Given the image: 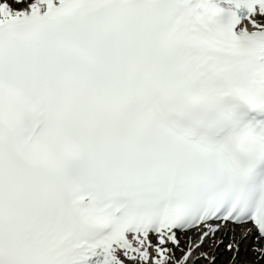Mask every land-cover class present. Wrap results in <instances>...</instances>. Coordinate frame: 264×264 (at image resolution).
I'll use <instances>...</instances> for the list:
<instances>
[{
    "label": "bare ground",
    "instance_id": "obj_1",
    "mask_svg": "<svg viewBox=\"0 0 264 264\" xmlns=\"http://www.w3.org/2000/svg\"><path fill=\"white\" fill-rule=\"evenodd\" d=\"M0 4L7 5L8 9L12 13H13V10H17V11L22 10V8L17 9L18 6L15 5L11 0H2L0 1ZM254 20L257 23L263 21L262 25L264 27V16L263 15L255 17ZM216 227L217 225H215V227L210 231H207L205 229L202 232H196V233L191 232L187 234L188 238H190L188 243L189 242L192 243L190 248H188L187 246V249L185 252L187 256L186 255L183 256L181 262H178V263L174 262L173 264H192L193 262L194 264H200L202 260H209L208 264H213L215 260H216V264H223L225 255H222L221 253V246H217L220 243H222V239H224L223 242H226V241L228 243L233 242L234 244L239 245L238 251L240 250V247L242 248L241 246L242 244H244L246 247V250L243 249V252L240 255L236 253V256L233 258H232V254H230V257L226 256L228 260L225 264H239L237 260L240 261L241 259H242L241 261L244 264H262V262L259 261V256L262 254V252H264V246H263L264 244L258 243L256 245L258 249H250V245L254 243V237H255L252 235L251 232H246L245 234V232L241 231L242 229H239V228L237 229L238 231H236L232 229L220 230L219 228H216ZM230 231L233 232L234 234L233 238H230V235H229ZM203 235H204V238H203ZM154 241H156V239ZM213 241L215 243V246H213V244L211 243ZM174 242L175 241H162L163 244H169L168 246L172 248H174V245H173ZM159 244L160 243L158 242L154 243L153 245L150 246V249L152 250V247L154 245H159ZM162 248H164V246L160 247V251L162 250ZM257 251H258V254H256ZM208 254L210 258H208ZM164 256L165 254H158V255L155 254L153 257H158V263H161V261H163L164 259ZM116 258H117L116 259L117 264H147L148 263V262L144 263L142 259H140L141 263H138L137 260H134L133 255L129 257L131 261L126 260L124 257H120V253L117 254ZM211 258H212V261H210ZM149 260H151V258ZM243 260H246V262H244ZM151 264L153 263L151 262Z\"/></svg>",
    "mask_w": 264,
    "mask_h": 264
},
{
    "label": "rangeland",
    "instance_id": "obj_2",
    "mask_svg": "<svg viewBox=\"0 0 264 264\" xmlns=\"http://www.w3.org/2000/svg\"><path fill=\"white\" fill-rule=\"evenodd\" d=\"M235 232V231H234ZM236 233V232H235ZM229 235H230V238H233L234 237V234H233V232H229ZM185 237H187L188 238V236L186 235ZM189 239L190 238H188V241H189ZM215 239H217V238H215ZM185 241H186V239L185 238H182L181 240H180V243H179V245H178V242H176V251H175V253H177V261H178V258H179V262H181V260H182V256L183 255H185L186 253V250H185V252L183 251V249H184V243H185ZM224 241V239H222V243H220L219 245H217V246H221V253H222V255H225V259H224V262H223V264H225L226 262H227V258H226V256H229L230 257V254H232V258L233 257H235L236 256V253H238V255H240L242 252H243V249H245L246 250V247H245V245L244 244H242L241 246H242V248L240 247V250L238 251V249H239V245H237V244H234L233 242H231V243H228L227 241L226 242H223ZM189 243H191V242H189ZM212 244H213V246H215V243H214V241L213 242H211ZM258 244V242H257V240L255 239V241H254V243L252 244V245H250V249H258V247L256 246ZM187 246H188V244H187ZM229 246H232L231 248H229ZM235 247V248H234ZM169 248H171V249H174V248H172V247H169ZM236 248H238L237 249V251H236ZM187 249V248H186ZM170 252H169V255L166 257V260L168 261V262H170L171 264H172V262L174 261V259L175 258H171V253H172V251L171 250H169ZM185 253V254H184ZM256 254H258V251L256 252ZM264 252H262V254L259 256V261H261L262 262V264H264L263 262H264ZM181 258V259H180ZM208 258H210V256H209V254H208ZM242 260V259H241ZM239 261V260H237L238 261V263L239 264H244L242 261ZM208 261L209 260H202V262L200 263V264H208ZM210 261H212V258H211V260ZM244 262H246V260H243ZM176 263H178V262H176ZM213 264H216V260H215V262L213 263Z\"/></svg>",
    "mask_w": 264,
    "mask_h": 264
}]
</instances>
